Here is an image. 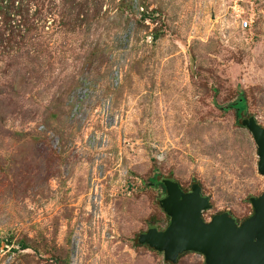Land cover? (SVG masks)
<instances>
[{"label":"rangeland","instance_id":"obj_1","mask_svg":"<svg viewBox=\"0 0 264 264\" xmlns=\"http://www.w3.org/2000/svg\"><path fill=\"white\" fill-rule=\"evenodd\" d=\"M239 97L264 128V0H0V264H204L136 238L163 177L252 213Z\"/></svg>","mask_w":264,"mask_h":264},{"label":"water","instance_id":"obj_2","mask_svg":"<svg viewBox=\"0 0 264 264\" xmlns=\"http://www.w3.org/2000/svg\"><path fill=\"white\" fill-rule=\"evenodd\" d=\"M240 124L250 133L255 145L256 171L264 175V128L253 116H241ZM164 193L157 199L168 223L161 230L154 224L137 235V242L162 253V259L174 263L183 252L203 256L204 264H264V191L248 196L252 213L236 224L227 211L212 214L207 222L201 212L208 198L192 183L182 190L169 177L160 178Z\"/></svg>","mask_w":264,"mask_h":264},{"label":"trees","instance_id":"obj_3","mask_svg":"<svg viewBox=\"0 0 264 264\" xmlns=\"http://www.w3.org/2000/svg\"><path fill=\"white\" fill-rule=\"evenodd\" d=\"M159 34L158 33H154V35L152 36L153 38H156L157 36H158ZM240 98V97H239ZM237 98L233 103H231L230 105L232 106L233 104H235V102H237V101H240V104H241V107H242V110H239V111H237V110H234V113L236 114V115H238V117L240 118L242 115L243 116H246L245 115V104H244V100L242 99V98ZM21 181V180H20ZM19 181V182H20ZM159 182H160V180H158ZM197 184V183H196ZM179 186V185H178ZM198 186H199V188H200V185L198 184ZM229 214V213H228ZM230 215V214H229ZM231 216V215H230ZM153 224V223H152ZM156 227V226H155ZM7 243H9V241H7V240H5V245L7 244ZM21 247H25L24 246V244H21ZM180 255V254H179Z\"/></svg>","mask_w":264,"mask_h":264},{"label":"built area","instance_id":"obj_4","mask_svg":"<svg viewBox=\"0 0 264 264\" xmlns=\"http://www.w3.org/2000/svg\"><path fill=\"white\" fill-rule=\"evenodd\" d=\"M248 25V21L247 20H243L242 23L240 24L241 28H245Z\"/></svg>","mask_w":264,"mask_h":264},{"label":"flooded vegetation","instance_id":"obj_5","mask_svg":"<svg viewBox=\"0 0 264 264\" xmlns=\"http://www.w3.org/2000/svg\"><path fill=\"white\" fill-rule=\"evenodd\" d=\"M178 257V256H177Z\"/></svg>","mask_w":264,"mask_h":264}]
</instances>
